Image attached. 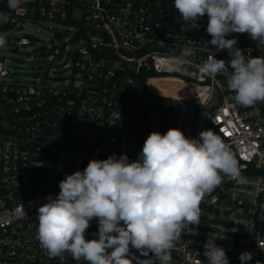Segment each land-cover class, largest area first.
I'll return each mask as SVG.
<instances>
[{
  "label": "built area",
  "instance_id": "obj_1",
  "mask_svg": "<svg viewBox=\"0 0 264 264\" xmlns=\"http://www.w3.org/2000/svg\"><path fill=\"white\" fill-rule=\"evenodd\" d=\"M0 12L10 17L0 23V34L12 54L45 47V58L53 59L46 39L22 34L30 22H62L71 28L67 44L74 46L60 83L23 82L10 61L0 58V264H87L67 252L63 259L46 254L37 239L39 206L90 160L126 154L135 161L151 132L170 128L189 138L212 129L248 181L241 185L224 177L205 194L200 222L174 241L171 264L198 259L207 264L209 238L226 251L230 264H241L245 251L252 253L248 264H264V101L237 104L226 75L199 70L209 52L230 59L228 50L216 52L210 44L207 14L185 22L174 0H26L16 10L0 0ZM233 37L246 56L264 55V47L247 33L226 38ZM67 44L51 49L60 58ZM184 47L196 54L181 74L173 62ZM97 233L94 218L85 238L97 239ZM151 255L141 256L130 246V258Z\"/></svg>",
  "mask_w": 264,
  "mask_h": 264
},
{
  "label": "clouds",
  "instance_id": "obj_2",
  "mask_svg": "<svg viewBox=\"0 0 264 264\" xmlns=\"http://www.w3.org/2000/svg\"><path fill=\"white\" fill-rule=\"evenodd\" d=\"M26 0H8L16 10ZM185 22L208 16L207 33L216 52L228 50L230 59H217L209 52L200 65L204 74L227 76V87L243 106L264 101V55H245L231 33H247L264 47V0H174ZM10 17L0 12V23ZM6 43L0 34V47ZM195 49L184 47L173 62V70L184 74ZM231 69V70H230ZM224 177L247 184L239 161L212 129L189 138L179 128L166 133L151 132L135 161L126 154L90 160L83 171L60 181V192L38 208L37 239L50 258L67 252L87 264H171L170 250L183 229L200 222V203L205 194L220 186ZM94 218L98 238L86 239ZM130 246L141 260L130 258ZM199 255V254H198ZM207 264H230L226 251L209 238L204 245ZM155 257V261L152 259ZM241 264L252 253L240 254ZM197 264H203L198 259ZM259 264V262H257Z\"/></svg>",
  "mask_w": 264,
  "mask_h": 264
},
{
  "label": "rangeland",
  "instance_id": "obj_3",
  "mask_svg": "<svg viewBox=\"0 0 264 264\" xmlns=\"http://www.w3.org/2000/svg\"><path fill=\"white\" fill-rule=\"evenodd\" d=\"M29 28V29H28ZM28 28L22 30L23 35L31 38L37 37L40 40L47 41L49 45L50 57H41L38 53L27 56V54L34 51L33 47H22L19 52L12 54L9 46L0 47V58H7L10 61L11 69L15 73V77L23 82L35 81L38 78L44 79L48 82L60 83L61 76L64 74L66 65H71L72 60L68 57V50H73L74 46L69 43V35L66 31L71 30L67 25L51 21H42L39 23H29ZM56 35L57 37H53ZM67 44L68 49L60 58L54 53L51 48L57 46L58 48Z\"/></svg>",
  "mask_w": 264,
  "mask_h": 264
},
{
  "label": "water",
  "instance_id": "obj_4",
  "mask_svg": "<svg viewBox=\"0 0 264 264\" xmlns=\"http://www.w3.org/2000/svg\"><path fill=\"white\" fill-rule=\"evenodd\" d=\"M39 51H41L42 52V54L40 55L41 57H45V47H43V48H41L40 50H34L33 52H32V54H37ZM30 52L27 54V56H31L32 55Z\"/></svg>",
  "mask_w": 264,
  "mask_h": 264
}]
</instances>
